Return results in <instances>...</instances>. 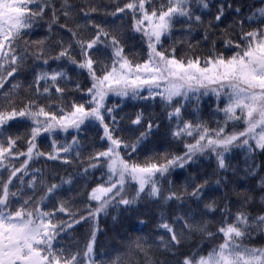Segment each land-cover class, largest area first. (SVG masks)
Listing matches in <instances>:
<instances>
[{"label":"snow or ice","instance_id":"1","mask_svg":"<svg viewBox=\"0 0 264 264\" xmlns=\"http://www.w3.org/2000/svg\"><path fill=\"white\" fill-rule=\"evenodd\" d=\"M108 9L0 0V264H264V0Z\"/></svg>","mask_w":264,"mask_h":264},{"label":"trees","instance_id":"2","mask_svg":"<svg viewBox=\"0 0 264 264\" xmlns=\"http://www.w3.org/2000/svg\"><path fill=\"white\" fill-rule=\"evenodd\" d=\"M97 2H99V0H97ZM103 2L105 4L109 5V9L108 10H112V4H113V0H103ZM123 2H125V0H120V3L122 4ZM177 36H179V33H177ZM33 39H35L36 37H32ZM110 104L112 103H119L118 99H113L111 101H109ZM135 107H142L143 105L140 104L137 101H128L126 102V106L124 107V112L125 113H129L131 111L134 110V106ZM151 109L153 111H155L157 114L161 113V106L159 105V103L157 102L156 104L151 106ZM90 136L95 135V133H89ZM46 145H47V141L43 142V145L45 147L46 150ZM157 150H162V149H157ZM242 158V157H241ZM260 157H257V161L259 162ZM33 167H45V168H53V167H59L58 165H54V164H45V162L43 160H41L40 162L36 163L33 165ZM72 169H69V171H71ZM61 173H63V169H60ZM100 176V173H96V177L98 178ZM144 209L141 208V212H143ZM140 218L142 219H149V217L147 216H141ZM135 219V217L132 218V221H126L125 222V226H127V223L133 222ZM101 228L102 229H107V233L106 235H101L100 236V250H104V251H111V247H112V237L114 235V231H119L120 229H114L113 228V224H112V220L111 218H101ZM151 228V225H149L147 228H144V231L147 232L149 229ZM130 231H132L130 229ZM85 232V229L80 228L77 230V236H81L82 234ZM133 234H139V232H133ZM106 258V257H105Z\"/></svg>","mask_w":264,"mask_h":264}]
</instances>
